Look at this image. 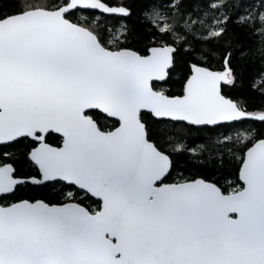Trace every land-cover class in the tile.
<instances>
[{
	"label": "snow or ice",
	"instance_id": "obj_1",
	"mask_svg": "<svg viewBox=\"0 0 264 264\" xmlns=\"http://www.w3.org/2000/svg\"><path fill=\"white\" fill-rule=\"evenodd\" d=\"M257 60L264 0H0V264H264Z\"/></svg>",
	"mask_w": 264,
	"mask_h": 264
},
{
	"label": "trees",
	"instance_id": "obj_2",
	"mask_svg": "<svg viewBox=\"0 0 264 264\" xmlns=\"http://www.w3.org/2000/svg\"><path fill=\"white\" fill-rule=\"evenodd\" d=\"M114 3L117 0H113ZM3 6L5 8H9L11 6V0H3ZM98 14V13H97ZM125 23L134 24L136 30L138 31L141 40H140V47H144L148 44V33L144 30L143 24L139 19V14L137 13L136 16L132 18L131 21H123ZM110 23H115V20L110 21ZM217 56H219V52H217ZM236 63H240V61H235ZM211 65L215 70H222L221 68V60L219 58L211 60ZM264 64L260 61H253V62H245V69L243 79L240 80L235 86H227L224 84L222 86V91L225 95L235 99H244L247 101L250 110L258 109L261 102H264V96L261 95V92H264V88L260 87L264 80ZM164 87L170 88L173 91L179 88L178 84L170 83L168 85H164ZM242 127H262V125L258 121H248ZM185 143L188 147H199L201 144V139L198 134H193L190 137L185 139ZM5 151L2 147H0V152ZM11 162V161H9ZM238 164L234 159H229L226 163L225 167H220L219 165L210 168L208 170V174H210L213 180H218L221 184H224L226 187L228 186L229 181H233L235 179V174L237 170ZM23 172H28V168H23ZM180 171H184L181 169ZM204 171V169L192 167L189 171L184 172L185 175H193L197 172ZM178 176L176 173H173L172 181L177 179ZM170 181V182H172Z\"/></svg>",
	"mask_w": 264,
	"mask_h": 264
},
{
	"label": "water",
	"instance_id": "obj_3",
	"mask_svg": "<svg viewBox=\"0 0 264 264\" xmlns=\"http://www.w3.org/2000/svg\"><path fill=\"white\" fill-rule=\"evenodd\" d=\"M224 84L222 83V85H221V89H222V86H223ZM222 93H223V91H222ZM224 94V93H223Z\"/></svg>",
	"mask_w": 264,
	"mask_h": 264
}]
</instances>
